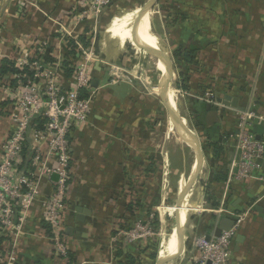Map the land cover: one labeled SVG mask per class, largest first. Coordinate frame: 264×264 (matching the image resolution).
<instances>
[{
    "label": "crops",
    "instance_id": "1",
    "mask_svg": "<svg viewBox=\"0 0 264 264\" xmlns=\"http://www.w3.org/2000/svg\"><path fill=\"white\" fill-rule=\"evenodd\" d=\"M81 1L83 0H0V62L2 59L14 61L18 51H32L34 45L47 39L54 54L59 53L58 40L53 38V22H58L72 5ZM158 2L154 11V33L149 14L152 9L141 17L134 33H140L145 39H152L154 34L160 47L154 43L152 48L159 49L166 44L172 56L177 45L184 48L193 44L201 45L196 57L197 70L191 71L193 67L190 68L186 85L188 89L185 91L193 96L198 95L202 86H210L215 88L217 99L230 96L238 100L236 108L222 104L226 108L223 110L212 106L217 113L218 122L213 121L211 124L206 123L203 103L197 102L193 97H186L183 102L191 119L196 117L202 124L200 127L194 126L199 134L188 128L198 137L204 157L200 176L198 175L199 181L194 183L185 201L193 197V202L197 206L201 205L203 210L209 205L215 208L224 185V182L217 183L215 180L221 172L225 171L227 176V165L235 156L234 135L237 129L232 110L250 107L257 115L264 117V0ZM136 3L138 0H114L109 9L130 7ZM107 10L97 20L79 24V30L86 34L81 37V41L84 45L93 43L91 49L95 56L110 64L130 69L131 47L125 44L133 45L131 36L114 28L121 16L108 20ZM178 13L182 14V19L172 23ZM135 19L136 17L123 19L121 22L126 24L123 23L122 28L132 30ZM134 46L138 48L137 45ZM161 50L164 52L162 48ZM172 56H169L170 59ZM171 61L179 82V65H182L175 60ZM158 62L162 69V63ZM93 80L98 84L88 125L83 130L73 131L69 139L73 148L71 166L74 179L66 200L65 234L74 257L72 264H121L122 258L117 255L118 244L114 247L111 238L115 218L123 215L122 201L128 199L129 194L136 193L141 185V208L145 212L155 213L159 203H163L167 196L164 186L168 185L170 188L169 179L163 183L165 157L159 153V146L155 145L153 136L160 125V111L156 105L159 94L154 96V92H158L155 89L157 87L161 91L162 83L145 89L137 82L107 85V69L98 63L93 65ZM151 80V75H148V81L152 84ZM172 81L173 79L171 84ZM153 89L156 91H152ZM168 91L171 94V109L174 91L172 87ZM4 115L0 107V157L1 144L8 134L9 126ZM252 131L263 140V125L253 127ZM212 142H217L222 149L221 160L213 159L207 149L203 151V145ZM188 147L193 150L194 155L186 178L187 155L178 151L183 159L181 158V163L179 159L177 166L171 156H168L169 174L176 173L179 176L177 186L172 190L175 191L176 202L194 171L193 167L195 169L194 144L192 148ZM201 175L207 177L205 184ZM182 178L185 182L179 190L178 183ZM54 179L53 177L52 180ZM49 188L47 183H42L43 194H48ZM227 203L233 213L243 216L238 232L243 240L239 243L237 252L234 251V241L231 264H264V183L250 180L234 184ZM180 212L183 217L180 225L184 227L194 209L184 205ZM168 215L158 213L161 225L168 221ZM41 216L39 205H35L23 227L24 236L18 248L17 264H56L42 232ZM223 218L225 217L218 218L209 211L191 215L186 232L183 229V242L186 246L181 255L172 261L180 258V264H188L192 238L212 235ZM160 247L162 249L158 248L153 264L161 251L164 252V246ZM122 249L124 252H134L132 245Z\"/></svg>",
    "mask_w": 264,
    "mask_h": 264
},
{
    "label": "built area",
    "instance_id": "2",
    "mask_svg": "<svg viewBox=\"0 0 264 264\" xmlns=\"http://www.w3.org/2000/svg\"><path fill=\"white\" fill-rule=\"evenodd\" d=\"M113 3L114 0H83L72 5L58 22H53V38L58 40L59 53L54 54L49 39L34 45L39 47L37 56L31 50L18 51L14 59L16 73L0 79V104L9 121L0 157V236L4 238L0 243V264H17L23 227L35 205L40 207L42 232L54 262L68 263L66 200L74 179L71 166L73 148L69 139L73 131L83 130L88 125L95 104L97 87L92 86L93 65L98 63L106 67L107 85L137 82L145 89L149 84L144 67L146 53L134 45H131L129 58L132 64L128 69L95 56L91 49L93 43L84 45L81 41L86 34L79 30V24L97 20ZM48 49L52 62L44 61ZM71 50L74 57L68 56ZM65 68L72 70L69 77L64 74ZM175 88L183 98L193 97L204 105L226 109L209 92L203 96H192L176 85ZM232 113L237 129L234 135L235 156L227 165V176L217 206L203 210L201 205H189H194L198 212L209 211L218 218H231L234 224L209 241L204 236L193 237L188 264H231L233 244L243 221V216L233 213L227 204L231 187L250 180L264 183V140H258L252 132L253 127L264 126V117L250 107L232 110ZM38 119L44 121V125L42 130L35 131L34 122ZM26 145L31 151L28 171L21 169L22 151ZM164 160L163 183L169 175L167 161ZM201 177L205 184L207 177ZM43 182L50 186L48 194L42 193ZM155 214L157 212L151 213L145 221H115L112 245L115 247L121 243L129 246L156 241L158 226L153 225ZM7 246L9 249L5 250Z\"/></svg>",
    "mask_w": 264,
    "mask_h": 264
},
{
    "label": "rangeland",
    "instance_id": "3",
    "mask_svg": "<svg viewBox=\"0 0 264 264\" xmlns=\"http://www.w3.org/2000/svg\"><path fill=\"white\" fill-rule=\"evenodd\" d=\"M147 1L148 0H138V3H136V5H131L130 7H123V8H120V9H116V8L108 9L107 10V14H106V18L109 16L108 20H110L111 18L120 15L122 18L119 17L118 23L114 24V28L117 27L119 30L121 29V31H125V33H127L128 36L130 37L133 29L131 30V29L127 28V27L126 28H122L123 27L122 25L125 22H121V21L123 19L128 18V17H130V18L137 17L136 15H138L139 9ZM159 2H160V0H159ZM155 10H156V6L152 8L151 12H149L150 21H151V29H152L153 33H154V31H153V29H154L153 28V21H154V19L156 17V14L154 12ZM102 35H103V32H102ZM133 35H134V38H135L136 42H138L139 44H142V45H145V46H148V47L152 48V39L151 38L150 39H145V38H143L142 35H140V33H138V35L134 33ZM152 36L156 37L154 34ZM130 38H131V41L133 42L132 36ZM162 43H164V42L162 41ZM127 45L129 47H131V45L129 43L125 44V46H127ZM161 48L164 50V52H167V54L169 56H172V54L169 51V49H168L166 44H165V46H162ZM171 59L173 61L175 60L173 58V56L171 57ZM158 64H159V62L156 59H154L153 57H151V56L146 54V56L144 58V67H145L148 75H151V79H152L151 80L152 84H151L148 81V77H147V81L149 83L147 87H149V88H151V86H153L155 84L159 86L160 83H162L163 79L165 78V66L162 64L163 68L161 69V67H159ZM173 67H174V65H173ZM173 74H174V77L172 78L173 79L172 87H173V91L174 92H173V95H172L171 110L175 109L179 113V115L185 120L186 125L191 130H193L196 134L197 133L199 134V132H197L196 129L194 128V126H193L194 120H192L191 117H189L191 115L188 113V110L186 109V105H184V103H183L184 102V98L181 97V95H179V94H177L175 92L176 91L175 90L176 89L175 85L177 84V81H178L176 69H174ZM146 75H145V78H146ZM155 89L158 92L157 93L154 92V96L159 94V92H160V89L158 87L155 88ZM155 89H153L152 91H154ZM168 100L170 102V95L168 97ZM156 105L158 107V111H160V112H158V115L160 117L159 118L160 125H158L157 130L154 131V134H153L154 143H155V145L159 146V149H160L159 153L163 157H165V159L167 161V165H168V156L169 157L171 156V158H172V160H173V162L175 163L176 166L179 165V159H180V163H181V158L183 159V155L181 154V158H180L179 152H178L179 150L187 155V158H188V164L187 165H188V167H187V173H186V176H185V178H186L187 175H188V172H189V166L191 164V161H193V155H194L193 150L189 149L188 145L192 148V144H194V143H192L179 129H177L171 123L170 119L168 118V116H167V114H166V112L164 110V107L160 103L159 98L156 101ZM193 166H194V164H193ZM166 171L169 173V165L167 166ZM178 177L179 176L176 173H173V174L171 173V174L168 175L167 179H169L170 188L167 187L168 185L164 186L163 190H164V192H165V194L167 196L165 197V200L162 201L163 203H159V205L157 206V209H156L157 216H158V211L160 210V208L162 206H170L172 209H175V210H171V211H167L166 212L167 214H169L168 215V221H166L163 225L158 223V235H157V238H156V241H155V242L158 241V248H160V250L162 249V247H160V245L163 246V241H165V244L169 243L171 241L169 243V246H168L170 248H167V250H165L164 252H161L159 254L161 258L163 256H165V257L174 256L177 253L176 239L175 238L172 239V238H170V236L173 235V230H174V227H175L174 219H175V213L177 211V209L174 207V204L176 202V194H175V191L173 192L172 190L177 186ZM184 182L185 181L182 178L180 180V182L178 183V189L179 190H180V188H182L184 186ZM192 203L196 206V204L193 202V197L189 198V201H187V200L185 201L184 200L183 206L187 205V206L190 207L189 204H192ZM194 205L191 206L192 209H194V212L189 214V218L186 217V218H188V221L183 227L185 232H186L188 224H189L190 216L194 215L196 213H199L198 211H196L197 208ZM178 214H179V216L181 215L180 209H179ZM158 222H159V219H158ZM170 239H172V240H170ZM165 244H164V246H165ZM185 246H186V244L184 245V248H185ZM172 263L180 264L181 260L179 258L178 260H174V261L170 262V264H172Z\"/></svg>",
    "mask_w": 264,
    "mask_h": 264
},
{
    "label": "trees",
    "instance_id": "4",
    "mask_svg": "<svg viewBox=\"0 0 264 264\" xmlns=\"http://www.w3.org/2000/svg\"><path fill=\"white\" fill-rule=\"evenodd\" d=\"M163 1H166V0H163ZM181 16H182V14L178 13L175 16L176 18L174 17L172 19V23L175 20H178L180 18L182 19ZM38 48H39L38 46L32 47V53L35 54V56H37V52L39 50ZM201 48H202V46L197 45V44H193V45L189 46L188 48H184L181 45L176 46L174 53H173V57H174L175 61L177 62V64L182 65L181 67L179 65L180 80L176 85L177 88H180L182 90L188 89V86H186V85H188V73L190 72L191 67H193L191 69V71L197 70L196 69V67H197L196 57H197V53L199 52V50H201ZM69 53H68V56H70V55L73 56L75 54L74 51H72V50ZM44 59H45L44 60L45 62H52V58L50 56V49H48L47 54L44 55ZM14 65H15L14 61H11L9 59H2L0 62V79H2L7 74H15L16 69H15ZM71 72H72V70L69 68L64 69V74L67 77H69L71 75ZM208 92L213 94L216 97L215 88L210 87V86H208V87L202 86L200 88L198 95L203 96L205 93H208ZM0 107L2 109V104H0ZM189 117H191V116H189ZM43 125H44V121H41L38 119L34 122L33 130L40 131V130H42ZM193 126H195V127L202 126L201 122L200 121L198 122L196 117H194ZM204 149H207L209 151V154L211 155V157L213 159L215 158V159L221 160V157L223 155V151L219 147L217 142L207 143L205 146L203 145V151H204ZM30 158H31V151L28 148V146L26 145L22 151V168L21 169L26 170V171L29 170L27 166H28ZM219 174H220L218 176L219 178H217V180H215V182H217V183L218 182H224L226 179V172L224 171V173L221 172ZM142 188L143 187L140 185L139 188L136 189V191H135L136 193H131L128 195V197L133 196L132 198H130L128 200L125 199L122 201V204L124 206L123 207V210H124L123 215L116 217L115 221L122 220V221H125L127 223H129L130 221H135V220L145 221L147 219V217L152 213V212H150V213L145 212L143 210V208H141ZM153 225L158 226L157 214H155V220L153 221ZM112 234H114V231L112 232ZM3 241H4V238L2 236H0V243H2ZM123 247H125V246H122L121 243H118L119 251H118L117 255L122 258L123 263H121V264H153V262L156 258V253L158 251V241L157 242H155V241L151 242L150 241V242H147L144 244L143 243L134 244V245H132V247H134L133 253H131L128 250L124 252L122 249ZM73 261H74V257L72 256V254L70 252L67 264H72Z\"/></svg>",
    "mask_w": 264,
    "mask_h": 264
},
{
    "label": "water",
    "instance_id": "5",
    "mask_svg": "<svg viewBox=\"0 0 264 264\" xmlns=\"http://www.w3.org/2000/svg\"><path fill=\"white\" fill-rule=\"evenodd\" d=\"M159 0H148L147 2H145L142 7L139 9V13L138 15H136V19L133 22L132 25V29L134 30V28L137 26V23H139L141 17L143 15H145L147 12H149L158 2ZM134 32L132 31L131 36L133 38V45H137L138 49H140L141 51L145 52L147 55L153 57L154 59L160 61L166 69V79H164V81L162 82L160 88L161 91L159 93V100L162 104V106L165 108L166 113L168 115V117L170 118L171 122L183 133L185 134L189 139L192 140V142L194 143V149H195V169L191 175V177L188 179L184 189H182L179 198L177 200V202L175 203V208L177 209L176 213H175V228L173 231V235L175 236L176 239V244H177V253L174 256H169L165 259L161 258L160 255H158L155 264H166L169 261H172L173 259L177 258L178 256L181 255V253L183 252L184 249V242H183V227H181L180 225V219H179V209L182 206L186 196L188 195L189 191L191 190L192 186L194 185V183L196 182L198 175L201 171L202 168V164L204 161V157H203V152L201 149V143L198 139V137L189 130L188 126L185 123V120L179 115V113L174 109L171 110L170 106H169V100H168V94L166 93V89L168 87H172L171 84V79L173 77V71H174V67H173V62L171 61L170 57L164 53L161 48L159 49H154L142 44H139L138 42H136L135 38H134ZM98 82L93 80L92 81V86L94 88L97 87ZM237 99H234L230 96H225L222 99H217L218 103H221L223 105L226 106H231L233 108L237 107ZM205 111H206V123L207 124H211V122L216 121L218 122L217 119V113L215 110H213L212 106L209 104H205ZM258 140L260 139V137H256ZM264 140V138H263ZM205 209H209L211 210L212 207L209 205L208 207H206ZM84 213V212H83ZM234 222L231 219H226L223 218L221 219V221L217 224V226L214 228V231L212 233V235H206L205 238L207 241H209L211 238H217L220 236L221 232H225L228 231L232 226H233ZM243 240L242 236L237 235L235 238V248L234 251L237 252L238 251V245L239 243H241ZM169 243H166L164 246L163 251L167 250ZM162 252V251H161Z\"/></svg>",
    "mask_w": 264,
    "mask_h": 264
},
{
    "label": "bare ground",
    "instance_id": "6",
    "mask_svg": "<svg viewBox=\"0 0 264 264\" xmlns=\"http://www.w3.org/2000/svg\"><path fill=\"white\" fill-rule=\"evenodd\" d=\"M156 44V45H158V47H160L159 45V42H158V40H157V38L156 37H153L152 36V44ZM169 88L170 87H168L167 89H166V93L168 94V97H169ZM172 93V92H171ZM171 95V94H170ZM194 165H195V163H194ZM193 170H194V167H193ZM181 207H183V204H182V206ZM180 207V208H181ZM171 210H174V209H172L170 206H162L161 208H160V210H159V212L158 213H166L167 211H171ZM180 221H181V225H182V223H183V217L182 216H180ZM173 236V235H172ZM172 240V239H171ZM164 244H165V241H163V246H164Z\"/></svg>",
    "mask_w": 264,
    "mask_h": 264
}]
</instances>
